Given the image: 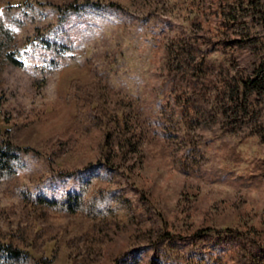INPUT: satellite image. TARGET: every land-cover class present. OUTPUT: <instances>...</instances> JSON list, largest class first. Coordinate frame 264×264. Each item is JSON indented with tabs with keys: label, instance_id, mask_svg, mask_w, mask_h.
I'll return each instance as SVG.
<instances>
[{
	"label": "rangeland",
	"instance_id": "rangeland-1",
	"mask_svg": "<svg viewBox=\"0 0 264 264\" xmlns=\"http://www.w3.org/2000/svg\"><path fill=\"white\" fill-rule=\"evenodd\" d=\"M62 1L0 0V16L11 14L7 24L17 34L15 57L22 63L8 66L0 83V148L11 146L20 159L16 177L0 182V228L11 234L31 224L24 196L62 200L99 174L128 200L149 234L146 241L135 229L116 227L101 254L86 262L87 254L69 241L91 223L49 220L47 234L56 240L42 253L28 249L19 264H39L42 257L47 264H197L194 255L236 264L227 252L237 244L252 245L255 261L264 257V184L245 189L238 181L264 159V145L214 126L216 134L212 109L191 116L178 94L166 92L168 48L205 28L211 43L204 55L212 63L223 73L240 66L251 73L264 60V14L252 0H67L74 8ZM210 21L213 27H206ZM101 74L142 108L141 117L167 144L145 139L139 121L138 134L129 133L127 144L121 140L127 147L112 148L113 138L106 142L98 129L87 132L75 123L74 105L59 110L74 80L92 84ZM162 145L173 155H160ZM68 226L73 234L65 237L59 229Z\"/></svg>",
	"mask_w": 264,
	"mask_h": 264
},
{
	"label": "trees",
	"instance_id": "trees-1",
	"mask_svg": "<svg viewBox=\"0 0 264 264\" xmlns=\"http://www.w3.org/2000/svg\"><path fill=\"white\" fill-rule=\"evenodd\" d=\"M62 2L66 3L67 0ZM251 3L252 6H257L259 13L264 14L263 4L259 0H252ZM52 5L59 6L55 2ZM64 5L69 8L75 7L74 2ZM5 13L4 16H0V83L8 66L22 65L15 57L20 42L17 34L7 24L11 14ZM201 16L196 17L195 21L199 23ZM261 19L264 27V17ZM211 22L206 23V27H213L214 23ZM208 30L210 29L205 28L203 35H197L193 39L184 36L168 48L167 95L178 94L177 97L184 101V105L189 107V114L194 117L204 113L207 108L212 109L210 128L216 134L218 131L214 126L224 129L225 135L239 133L243 134L244 139L255 136L264 145V60L257 62L252 67L251 73L245 71L240 63L237 64L240 68H236L234 74L223 73L224 67L212 63L208 56L204 55V47L211 43L208 37L211 33ZM215 70H219L217 76ZM94 79L95 82L92 84H83L79 80H74L64 100L58 101L61 105L59 110L74 105L75 123L82 125L83 130L87 132L91 128L98 129L106 142L113 138L112 148L122 145L121 140H126L127 144L130 141L129 133L134 132L137 135L139 121L142 128H146L145 139L153 144L166 143L163 132L151 129L150 123L141 117L142 108L130 96L124 94L122 89L112 88L106 74L96 75ZM212 86L215 92L208 94L207 91ZM108 95L117 97V102L110 103ZM208 95L210 100H207ZM211 100L214 103H209ZM207 104L209 105L206 106ZM126 144L123 146L127 147ZM160 151V155L165 159L173 155V151L165 145H162ZM109 156L106 155V161H109ZM110 162L106 163L111 165ZM19 164L20 159L11 146L0 148V182L15 178L20 168ZM190 166H194L193 162ZM238 181L245 189L256 184H264V159L255 160L251 173L239 176ZM108 185L109 181L97 174L82 182L75 195L66 194L62 200L24 196L22 202L30 209L32 216L29 214L27 217L32 218L31 224L21 226L11 234L2 232L0 228V264L23 262L27 258L28 249L36 248L42 253L48 243L56 240L52 233L47 234L48 228L45 222L63 217L78 218L93 224L87 229L78 230L69 241L74 247L76 246L75 250L80 254H87L86 262L101 254L104 248L103 242L111 238L110 233L116 227H120L122 231L135 229L141 234L137 237L147 241L146 237L149 233L139 226L141 224L133 206L120 193L113 192ZM72 229L73 227L68 226L59 231L67 237L73 234ZM88 229L91 231L83 232ZM227 253L228 258L236 264H264V257L255 261L253 246L250 244H237L229 248ZM67 255L70 259L75 256L72 253ZM213 257L215 256L194 255L192 259L197 264H202L203 260L205 264H214ZM48 260L42 257L38 261L39 264H47ZM74 261L75 264H84L81 260ZM117 263L118 261L115 260L113 264Z\"/></svg>",
	"mask_w": 264,
	"mask_h": 264
}]
</instances>
